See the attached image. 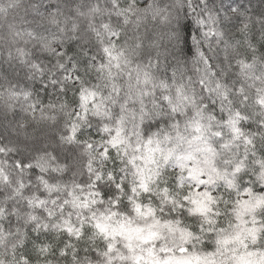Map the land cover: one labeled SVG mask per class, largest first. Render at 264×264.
I'll list each match as a JSON object with an SVG mask.
<instances>
[{
  "label": "clouds",
  "instance_id": "obj_1",
  "mask_svg": "<svg viewBox=\"0 0 264 264\" xmlns=\"http://www.w3.org/2000/svg\"><path fill=\"white\" fill-rule=\"evenodd\" d=\"M0 264H264V0H0Z\"/></svg>",
  "mask_w": 264,
  "mask_h": 264
}]
</instances>
